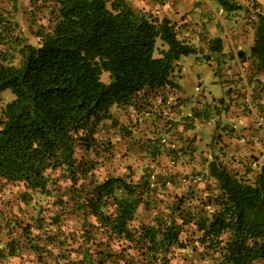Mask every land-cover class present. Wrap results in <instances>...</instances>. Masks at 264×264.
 I'll list each match as a JSON object with an SVG mask.
<instances>
[{
	"label": "trees",
	"instance_id": "obj_1",
	"mask_svg": "<svg viewBox=\"0 0 264 264\" xmlns=\"http://www.w3.org/2000/svg\"><path fill=\"white\" fill-rule=\"evenodd\" d=\"M213 1L228 13L243 8L235 0ZM52 2L54 21L39 44H21L18 65L0 62V95L9 90L13 96L0 111V183H21L24 202L29 190L46 192L47 171L67 172L74 196L68 214L80 215L83 249L76 257L63 249L55 263L95 264L114 255L118 241L121 253L134 250L144 264H169L171 248L191 244L216 254L220 264H264V163L250 180L214 158L202 196L188 192L150 224L136 226L131 224L138 206L149 210L156 202L147 175L142 184L119 176L86 177L76 146L90 150L96 144L95 125L111 120L113 106L131 104L146 89H176L178 61L197 51L178 38L175 22L136 12L126 0ZM254 19L249 56L261 69L264 13L255 11ZM208 50L221 51L219 37ZM187 226L194 232L183 241ZM30 229L23 228L27 234Z\"/></svg>",
	"mask_w": 264,
	"mask_h": 264
},
{
	"label": "rangeland",
	"instance_id": "obj_2",
	"mask_svg": "<svg viewBox=\"0 0 264 264\" xmlns=\"http://www.w3.org/2000/svg\"><path fill=\"white\" fill-rule=\"evenodd\" d=\"M193 1L126 0L136 12L152 16L172 17L173 12L179 14L178 9L184 10L183 16L195 15L194 21L199 19L197 30L190 21L180 25L176 22L178 38L206 45L219 37L225 54L209 51L204 58L200 47L197 58L181 57L173 81L180 78L179 91L187 97L173 88L163 94L146 89L129 104L131 107L113 106L111 120L95 125L96 144L90 150L80 145L75 148V158L84 163L87 178L103 181L119 176L142 184L148 176L149 193L156 202L149 210L139 205L131 226L150 224L154 215L175 204L178 197L189 196L188 192L202 196L207 164L214 158L250 180L264 163V67L260 69L249 56L254 12L264 13V0H235L243 8L229 13L213 0ZM52 5V0H0V62L18 65L20 45L39 44V35L54 21ZM200 5L214 9L217 20L198 18L196 8ZM157 47H162L160 42ZM100 79L109 81L106 73ZM12 98L9 90L1 93L0 111ZM45 175L46 192L29 190L24 202L20 184L16 188L0 183L1 202L7 207L4 212L11 225L10 238L21 249L14 257L15 264H56L60 257L55 256L63 249L72 257L82 254L80 215L68 214L74 197L68 174L56 169ZM24 227L31 228L29 234ZM192 232L194 228L187 226L180 239H191ZM93 238L106 242L102 235ZM119 243L114 241V255L102 256L95 264H144L134 250H126L129 255L121 253L123 246ZM169 264L220 262L216 254L191 244L185 249L171 248Z\"/></svg>",
	"mask_w": 264,
	"mask_h": 264
},
{
	"label": "crops",
	"instance_id": "obj_3",
	"mask_svg": "<svg viewBox=\"0 0 264 264\" xmlns=\"http://www.w3.org/2000/svg\"><path fill=\"white\" fill-rule=\"evenodd\" d=\"M199 2V0H194L193 2ZM193 9L190 8V10ZM199 13H198V18H200L201 20H205L207 22L210 21V19H215L216 18V13H215V10L214 9H210V8H206L204 9L203 8V5H200L198 6V8H196ZM166 11V9H165ZM181 11L183 13H181ZM177 13H179L178 15H175V12H173V16L170 17L169 15L167 16H162V17H167L168 19L172 20L173 22H177L179 21V25L180 24H187V22H192L191 23V27L194 29V30H197L198 27H199V22L197 19L196 21H194V19H196V17H194L195 15H192V14H186L183 16V14H185L184 10L183 9H178ZM197 15V14H196ZM193 20V21H192ZM217 20V18H216ZM215 20V21H216ZM185 26V25H184ZM185 28H188V26H185ZM188 42L192 47H194V49L197 51L196 54H192L195 56V58H197L198 56H200L201 52H199V48L202 47L203 48V56L204 58H207L210 54L209 52V44H206V45H203V41H186ZM209 41H207L208 43ZM224 42H222L223 44ZM213 53H218L220 55H223L225 54L224 52V49H221L220 52H213ZM179 62L177 63V65H179ZM209 62V61H207ZM175 74V73H174ZM180 79V78H179ZM179 79L175 81V83L178 85L176 89H172V90H175V91H179ZM169 87H162L160 89H157L155 90V92H162V94L165 92L167 93L166 90H168ZM180 92V91H179ZM180 95L181 96H184V97H187V94H183L180 92ZM165 97V96H164ZM128 107H131L130 105ZM165 108V106L163 107V109ZM162 109V110H163ZM7 207H5L2 202H1V198H0V230H1V234H0V264H15V258L16 257V254L18 253V251H20V247L15 243V241L13 239H11V234H10V231L9 229L11 230V225L9 224V221L7 220L6 216H5V209ZM2 236V237H1ZM32 243L29 245V248L31 247ZM13 250L10 251V248Z\"/></svg>",
	"mask_w": 264,
	"mask_h": 264
},
{
	"label": "built area",
	"instance_id": "obj_4",
	"mask_svg": "<svg viewBox=\"0 0 264 264\" xmlns=\"http://www.w3.org/2000/svg\"><path fill=\"white\" fill-rule=\"evenodd\" d=\"M6 184H8V183H6ZM19 184L21 185V183H13V185H15L16 188L19 187ZM21 187H22V186H21Z\"/></svg>",
	"mask_w": 264,
	"mask_h": 264
}]
</instances>
